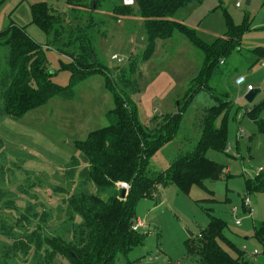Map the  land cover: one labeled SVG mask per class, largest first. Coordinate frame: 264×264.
<instances>
[{"label":"trees","instance_id":"trees-1","mask_svg":"<svg viewBox=\"0 0 264 264\" xmlns=\"http://www.w3.org/2000/svg\"><path fill=\"white\" fill-rule=\"evenodd\" d=\"M192 2L135 0L134 5L128 6L122 0H67L66 19L42 1L31 5V24L44 33L45 42L34 40L26 25L11 22L0 30V118L19 119L56 96L71 98L77 84L97 74L103 76L104 86L113 96V107L106 113L110 124L89 132L85 139L74 141L81 156H71L65 165L64 187H54V191L67 195L63 199L65 219L58 230L51 231L47 226L52 218L51 210L36 195L27 194L37 199L36 202L28 201L11 224L1 218L0 234L6 241H0V264H58V257L66 259L68 264H120L122 256L127 257L144 243L145 235L132 229L142 199L153 198L169 184H175L185 193L198 186L215 195L207 182L221 179L226 171L223 164L208 157L207 153L211 149L226 152L227 116L234 101L212 81L221 64L242 52L241 36L246 27H230L223 37L208 43L195 28L174 18L180 9ZM100 11L106 12L107 17H98ZM109 19L126 23L135 20L133 27L126 26L131 30L137 27L139 20L143 21L149 42L146 59L151 57L159 40H168L176 33L185 36L202 52L200 73L192 81L184 102L178 104L177 111L155 117L151 123L140 120L137 105L123 88L135 73L136 62H131L130 69L129 66L116 67L117 74L100 60L97 52L98 40L107 33L104 30ZM49 48L69 59L61 58L59 68L70 73L67 85L52 79L56 72L49 68ZM249 55V68L264 63V46L249 50ZM200 91H207L216 100L202 114L200 136L190 150L180 152L165 170L153 172L151 160L163 145L177 137L184 110ZM250 104L245 114L264 133L261 115L264 100ZM4 154L0 152V156ZM10 171L11 168L0 161V204L15 208L14 201L9 199L13 195L6 187ZM29 177L31 174H27ZM35 178L31 187L41 181L40 176ZM121 181L130 185L124 197L123 189L118 186ZM25 188L22 190L29 193ZM245 191L243 203L251 215L254 207L250 195L264 193V167L245 179ZM201 201L216 202L217 199L211 196ZM209 215L208 225L198 238L188 239L189 253L198 256L201 264H257L254 257L258 254L246 255L243 247L224 233L226 222L221 217ZM254 238L264 255V221L255 223ZM125 264H136V261L127 260Z\"/></svg>","mask_w":264,"mask_h":264},{"label":"rangeland","instance_id":"rangeland-1","mask_svg":"<svg viewBox=\"0 0 264 264\" xmlns=\"http://www.w3.org/2000/svg\"><path fill=\"white\" fill-rule=\"evenodd\" d=\"M42 1L68 19L67 0H4L0 3V30L7 28L11 22L26 25L34 40L45 42L44 33L31 24V5ZM106 15L103 11L98 13V17ZM174 18L195 28L208 43L223 37L230 27H246L241 36L242 52L221 64L212 81L234 101L227 116L226 152L211 149L207 153L208 157L225 166L226 173L219 180L207 182L215 195L198 186L185 193L175 184H169L153 198L142 199L137 216L148 224V228L140 230L145 235L144 243L135 247L127 257L122 256L119 262L201 264L198 256L189 253L187 241L193 236L198 238L200 231L208 225L209 214H213L226 222V236L241 248L246 246V255L257 249L259 254L254 260L257 264H264L261 245L254 238L255 223L264 221V193L250 195L253 216L243 203L245 179L253 177L264 167V133L245 114V109L251 105L245 97L249 92L248 84L260 90L252 104L264 100V63L249 68V50L264 46V0H250V4L247 0H193ZM129 21L131 23L110 20L104 30L107 33L98 40L97 52L100 60L115 73L116 67L124 68L136 62L137 69L123 88L137 105L140 120L151 123L155 117L175 109L177 111L180 101L184 102L192 81L200 73L203 54L185 36L176 33L168 40H159L151 57L146 59L149 42L143 21L139 20L133 30L126 26L133 27L131 25H135L136 21ZM47 55L50 70L56 72L53 81L67 85L70 73L59 68L60 59L68 61V57L61 56L53 48L47 49ZM114 55L122 61L113 59ZM238 76H245L246 82L237 85ZM215 102L207 91L195 95L184 110L185 116L177 137L163 145L151 160L150 169L153 172L165 170L180 152L192 148L201 134L202 114ZM112 107L113 96L105 88L103 76L97 74L77 84L75 95L71 98L56 96L19 119L0 118V152H5L0 161L11 168L6 187L12 193L9 199L15 205L13 208L0 204V222L4 218L6 222L13 223L28 201L39 199L51 210L48 228L54 232L58 230L65 219L66 204L63 199L67 195L54 191V187H64L66 163L72 155L81 156L74 147V141L85 139L89 132L109 125L106 113ZM261 115L264 117V110ZM27 174H31L30 179ZM35 176H40L41 181L31 187ZM24 187L29 193L22 190ZM92 189L95 190L93 186ZM27 194L36 195L37 199L29 198ZM211 196L217 201H201ZM238 221L241 223L238 224ZM0 241H6L2 234ZM57 263L68 264L62 257H58Z\"/></svg>","mask_w":264,"mask_h":264},{"label":"built area","instance_id":"built-area-1","mask_svg":"<svg viewBox=\"0 0 264 264\" xmlns=\"http://www.w3.org/2000/svg\"><path fill=\"white\" fill-rule=\"evenodd\" d=\"M122 1H123L124 5H128V6H132V5L135 4V0H122ZM237 5L239 6L240 3H238ZM113 59H117L118 61H122V59L118 55H114L113 56ZM245 82H246L245 76H238L236 78V84L237 85H242ZM247 89L250 92V91H253L254 90V87H253V85L248 84ZM118 186L120 188H122V189H125L126 190V193L130 189V185H129L128 182H124V181L118 182ZM247 204L248 205L251 204L250 199L247 200ZM250 213H251V215L253 214V208L251 209ZM240 222L241 221H238L237 223L240 224ZM146 228H148V224L145 222V220L143 218H137L136 221H135V223L132 226V229L134 231H140L141 229H146ZM243 249L246 252H248L247 249H246V246H243ZM256 254H259V251L257 249H255L253 253L248 254V255L249 256H252V255H256ZM150 260H152V259L150 258Z\"/></svg>","mask_w":264,"mask_h":264},{"label":"water","instance_id":"water-1","mask_svg":"<svg viewBox=\"0 0 264 264\" xmlns=\"http://www.w3.org/2000/svg\"><path fill=\"white\" fill-rule=\"evenodd\" d=\"M247 4H250V0H247ZM93 8H95V3H94ZM258 92H260L259 89H254L253 91L248 92V93L246 94V96H245L246 99H247V101H248L249 103H253V101H254V99H255V97H256V95H257ZM125 195H126V190L123 189V190H122V196L124 197ZM191 235L193 236L192 233H191ZM68 237H69V233H67V234L65 235V238H66V239H67Z\"/></svg>","mask_w":264,"mask_h":264},{"label":"crops","instance_id":"crops-1","mask_svg":"<svg viewBox=\"0 0 264 264\" xmlns=\"http://www.w3.org/2000/svg\"><path fill=\"white\" fill-rule=\"evenodd\" d=\"M175 111H176V109H175ZM173 112H174V110H173Z\"/></svg>","mask_w":264,"mask_h":264}]
</instances>
